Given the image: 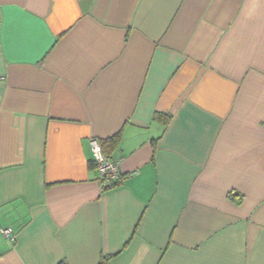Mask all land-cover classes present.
Wrapping results in <instances>:
<instances>
[{
	"label": "crops",
	"instance_id": "1",
	"mask_svg": "<svg viewBox=\"0 0 264 264\" xmlns=\"http://www.w3.org/2000/svg\"><path fill=\"white\" fill-rule=\"evenodd\" d=\"M62 263L264 264V0H0V264Z\"/></svg>",
	"mask_w": 264,
	"mask_h": 264
},
{
	"label": "built area",
	"instance_id": "2",
	"mask_svg": "<svg viewBox=\"0 0 264 264\" xmlns=\"http://www.w3.org/2000/svg\"><path fill=\"white\" fill-rule=\"evenodd\" d=\"M91 148L94 155L95 163L102 177L107 180L121 179L119 169L116 163H114L110 157H107L102 150L100 141L97 139H91ZM2 235L10 240L15 239V233L13 229L7 228L2 230Z\"/></svg>",
	"mask_w": 264,
	"mask_h": 264
},
{
	"label": "trees",
	"instance_id": "3",
	"mask_svg": "<svg viewBox=\"0 0 264 264\" xmlns=\"http://www.w3.org/2000/svg\"><path fill=\"white\" fill-rule=\"evenodd\" d=\"M120 139V135L110 139V140H107V141H101L100 144H101V147H102V150H103V153L107 156V157H110V155L108 154L107 152V149H110V148H114L116 147V144L117 142L119 141ZM62 264H66V263H62Z\"/></svg>",
	"mask_w": 264,
	"mask_h": 264
}]
</instances>
